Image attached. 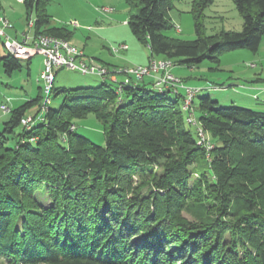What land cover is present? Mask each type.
<instances>
[{
    "label": "trees",
    "instance_id": "16d2710c",
    "mask_svg": "<svg viewBox=\"0 0 264 264\" xmlns=\"http://www.w3.org/2000/svg\"><path fill=\"white\" fill-rule=\"evenodd\" d=\"M51 1L24 0L27 20L36 13L35 36L71 40L72 31L51 23ZM175 1H128L137 12L127 25L151 59L219 69L225 52H258L264 0H233L242 31L216 36L202 22L213 0L194 1V40L169 35ZM30 64L0 37L7 75ZM147 78L121 92L107 78L95 88L54 86L64 101L39 118L40 92L10 109L0 131V264H264V112L194 100L215 141L207 151L186 123L182 92ZM90 114L104 126V147L76 132Z\"/></svg>",
    "mask_w": 264,
    "mask_h": 264
},
{
    "label": "rangeland",
    "instance_id": "374dc122",
    "mask_svg": "<svg viewBox=\"0 0 264 264\" xmlns=\"http://www.w3.org/2000/svg\"><path fill=\"white\" fill-rule=\"evenodd\" d=\"M128 1L53 0L47 5V13L51 17L53 25L65 27L73 32V42L69 41L83 50L88 59L95 60L97 63L111 69L125 70L146 67L151 61V52L146 45L136 39L127 25L130 13L137 12V8L130 5ZM194 1L196 0H178L174 2V8L167 14L175 25L173 31L169 32L170 36L181 40H194L197 38L192 13ZM105 8H111L113 11L107 13L104 11ZM0 12L10 24V27L6 29L7 33L15 28L18 33L34 35V30L28 26L24 0H0ZM31 20L34 22L36 20L35 11L31 13ZM202 22L207 36H216L228 31L240 32L243 28V19L233 0H213L212 4L205 9ZM122 44L127 45L128 50L114 53V49L119 48ZM220 60L219 69H216L217 66L209 60H205L202 64L191 68L177 65L181 72L176 69L175 73L183 78H176L185 87L202 90L197 98V95H195V104H198L199 97L209 95L213 100L220 102L221 106L236 104L249 107V104L240 100L239 93L245 92L241 86L245 82L264 87V37L258 52L236 49L222 54ZM43 62V56L36 55L32 58L29 68L25 65L20 71L14 72L11 76L5 73L3 67H0V105L10 99L8 102L9 107L11 109L16 108L37 97L39 92L42 93L40 90L42 85L38 79ZM171 74H173L172 71ZM117 78L121 80L122 76L118 75ZM258 78L261 81H257ZM103 81L104 79L98 76L82 75L80 72L67 69H56L54 86L56 89L63 90L95 88L99 87ZM198 86L205 88L201 89ZM181 90L180 92L184 95L181 107L187 106L188 108L183 110L186 117L188 111V116L192 114L197 119L196 105L193 102L190 103L191 105H187V93L185 94V90ZM64 96V92L58 93L55 97L53 93L50 106L59 108L64 101ZM250 106L255 110L264 109V105L261 103L260 105L252 104ZM8 117L9 113H5L0 109V131L3 129L4 122ZM76 127L78 134L97 145L106 146L104 126L95 115L90 114L85 119L77 120ZM17 130H21V127ZM208 136L211 142L214 143L215 141L211 135L208 134Z\"/></svg>",
    "mask_w": 264,
    "mask_h": 264
},
{
    "label": "built area",
    "instance_id": "2783aa9c",
    "mask_svg": "<svg viewBox=\"0 0 264 264\" xmlns=\"http://www.w3.org/2000/svg\"><path fill=\"white\" fill-rule=\"evenodd\" d=\"M105 12L110 13L113 11L111 8H105ZM35 25L33 20L28 21V26L32 29ZM10 27L9 22L4 16L0 17V37L4 41L5 48L19 59H30L33 56L41 55L44 58L43 69L39 75L38 81L41 82L42 90V105L41 117L46 112L48 105L51 102L52 92L55 83V70L67 69L71 71L80 72L82 75H94L103 79H110L112 82H120L119 91L121 92L125 86L130 85L132 79L141 81L147 77H153L154 87L162 91L163 89H174L176 92L185 90V94L188 96L187 105L194 102L195 95L200 91L198 88L185 87L181 85V82L171 74L174 67V63L170 59H151L150 63L146 67H135L132 69H111L104 65L97 63L95 60L88 59L83 50L76 47L71 41L57 37L54 35L41 34L33 39L31 45L28 43L30 37L26 34L24 39L19 41L11 38L7 35L6 29ZM128 46L122 44L119 48L114 49V53L120 51H127ZM123 77L122 81H118L117 76ZM10 99L7 102L1 104L0 109L8 113L10 107L8 105ZM191 105V104H190ZM183 110H187V106L182 107ZM34 119L32 117L24 118L22 125L27 129L32 127ZM186 123L197 127L199 144L204 146L207 151L211 150L212 144L208 136V133L203 130L199 125L198 120L195 119L192 114L186 117Z\"/></svg>",
    "mask_w": 264,
    "mask_h": 264
},
{
    "label": "crops",
    "instance_id": "0c3cea01",
    "mask_svg": "<svg viewBox=\"0 0 264 264\" xmlns=\"http://www.w3.org/2000/svg\"><path fill=\"white\" fill-rule=\"evenodd\" d=\"M1 14H2V12H0V16H2ZM34 28L35 27H33L32 30H34ZM23 34L26 35V33H18L15 28H13L11 31L9 30V32L7 33V35L9 37L17 39L19 41H22L24 39V35ZM28 36L30 37V40L28 41V43L31 45V43L33 42V39L36 37L35 36V32H34L33 36H31V35H28ZM71 41L73 42V38L71 39ZM32 58H30L31 59V63H32ZM26 60H28V59H26ZM29 67H30V65H29ZM42 69H43V67H42ZM176 69H179V68L177 67V65H174V67L172 69L173 74L176 75V77L182 79L183 78L182 76H180L177 73H175ZM179 71H180V69H179ZM122 79H123V77H122ZM152 79H154V78H149V77L147 78L148 81H151ZM121 80L118 79V81H121ZM256 80L257 81H261L260 78H258ZM241 86L243 87L242 89L245 90V92L239 93L240 94L239 97H240L241 101H243L246 104H249L248 108H253L252 106H250L252 104L260 105V103H261V104L264 105V87L255 86V85L251 84L250 82H245ZM198 87H200L201 89L205 88V87H202V86H198ZM259 111H263L264 112V109H261Z\"/></svg>",
    "mask_w": 264,
    "mask_h": 264
}]
</instances>
